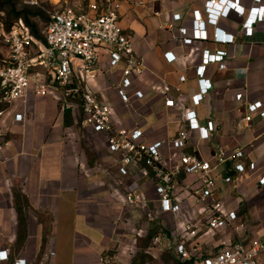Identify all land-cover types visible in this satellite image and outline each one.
I'll list each match as a JSON object with an SVG mask.
<instances>
[{"label": "crops", "instance_id": "obj_1", "mask_svg": "<svg viewBox=\"0 0 264 264\" xmlns=\"http://www.w3.org/2000/svg\"><path fill=\"white\" fill-rule=\"evenodd\" d=\"M144 1L143 6L126 2L121 8V25L144 58L145 71L134 81L144 96L127 105L108 89L114 122L140 126L148 141H169L186 125L184 113L188 109L196 110L202 124L213 120L216 128L211 138L201 140L198 132L192 131L183 151L170 149L171 163L178 162L181 152L209 159L218 145L245 148V161H256V170L238 173L232 167L233 182H222L217 193L237 210L245 239L263 235L264 185L260 186L258 179L264 174V121L255 116L249 126H243L242 119L246 103L264 97V21L257 22L253 35L247 36L241 29L243 17L233 13L220 19L217 26L233 34L234 43L215 42V26L207 24L209 39L186 45L178 27L171 30L167 24L174 13H180L182 19L176 26L192 31L195 10L206 20V0ZM241 3L249 8L253 0ZM204 49L226 50L228 56L223 69L219 63L207 66L205 77L213 86L195 107L191 96L198 92L196 68ZM167 51L176 55L173 62L166 60ZM102 64L106 67V57ZM120 69H112V73L118 75ZM181 75L186 76L185 81H180ZM94 85L108 88L103 74ZM166 85L170 86L168 92ZM237 93L243 94L242 101L235 99ZM169 97L175 100L173 106L166 105ZM19 112L24 114L21 121L15 120ZM76 117L70 111L66 120L56 91L37 97L34 85L25 98L11 102L0 115V132L7 136L0 144V250L7 249L11 260L22 257L27 264H130L148 233L151 220L147 209L127 204L125 193L144 191L154 208L158 205L154 187L148 181L137 183L119 175L102 136L82 130ZM96 151L98 160L92 157ZM226 171L225 165L224 173L230 175ZM180 178L190 182L195 176L180 174ZM155 219L163 227L165 221H172L169 216ZM173 227L165 228V233L170 231L166 233L170 236ZM222 236L205 238L213 248ZM163 244L173 251V238H165Z\"/></svg>", "mask_w": 264, "mask_h": 264}, {"label": "built area", "instance_id": "obj_2", "mask_svg": "<svg viewBox=\"0 0 264 264\" xmlns=\"http://www.w3.org/2000/svg\"><path fill=\"white\" fill-rule=\"evenodd\" d=\"M25 1L31 7L41 6V0ZM126 2L137 6L145 4L144 0H89L86 10L66 7L51 13L43 39L36 37L23 20L4 30L7 52L0 58V102L25 98L32 85L37 97L56 91L61 111H74L82 130L102 136L119 175L137 183L148 181L154 187L156 207L153 208L152 200L144 191L126 192L125 202L147 209L150 219L169 216L175 222L170 236L160 231L153 237L152 242L159 249H164V239L171 237L173 252L189 264H264V234L245 239L240 232L244 224L239 222L237 210L217 193L222 182H233V177L224 173L227 162H231L238 173L256 170V161H245V148L227 149L218 145L209 159L181 152L178 162L173 164L170 149L183 151L192 131H197L201 140L210 139L216 128L213 120L202 124L196 110L188 109L184 113L186 125L169 141H148L140 126H119L114 122L115 110L108 98V89L114 90L127 105L144 96L141 89L134 87L135 79L145 71L144 58L136 52L132 36L121 25V8ZM204 12L206 20L201 19L200 10L194 11L192 31L183 25L176 26L182 19L180 13L173 14L167 27L171 30L178 27L186 45L208 40L207 24L215 26V42L234 43L235 36L218 27V21L237 13L243 17L244 34L251 36L254 25L264 21V0H253L249 8L241 0H206ZM164 55L168 62L176 59L172 51ZM227 56L226 50H203L202 62L196 68L198 92L191 96L195 107L213 86L205 77L207 66L219 63L223 69ZM103 57H106V67L102 64ZM117 67H121L118 75L112 73ZM101 74L108 88L94 85ZM185 80L186 76L181 75L180 81ZM164 90L168 92L170 86L166 85ZM235 99L242 101L243 94L237 93ZM174 104L173 98H166L167 106ZM255 116L264 121V97L246 103L243 126H249ZM23 117L22 112L16 113L15 120L21 121ZM180 174L195 176V179L187 182ZM258 183L264 185V174ZM219 233L223 236L211 248L205 237ZM2 263L27 264V261L22 257L11 260L9 251L1 249Z\"/></svg>", "mask_w": 264, "mask_h": 264}, {"label": "rangeland", "instance_id": "obj_3", "mask_svg": "<svg viewBox=\"0 0 264 264\" xmlns=\"http://www.w3.org/2000/svg\"><path fill=\"white\" fill-rule=\"evenodd\" d=\"M89 0H41V6L30 7L25 0H0V57L6 54V47L3 43V31L8 24H13L20 19L30 21L38 31L39 36L44 37L48 19L51 13L64 9L66 7L75 8L77 11L87 7ZM8 106V102H0ZM4 109H0V112ZM1 115V114H0ZM1 139L4 136H0ZM89 143V142H87ZM97 152V153H96ZM92 157L98 160V151ZM114 162L113 160H111ZM175 222L165 221L164 228H170ZM170 231L167 230V234ZM171 234V233H170ZM134 260L130 264H179L174 252L167 248L159 249L152 241L144 240L140 244ZM129 264V263H128Z\"/></svg>", "mask_w": 264, "mask_h": 264}, {"label": "trees", "instance_id": "obj_4", "mask_svg": "<svg viewBox=\"0 0 264 264\" xmlns=\"http://www.w3.org/2000/svg\"><path fill=\"white\" fill-rule=\"evenodd\" d=\"M87 5H88V3H87ZM31 7V6H30ZM87 9V7L86 8H83V10H86ZM20 20H23V19H20ZM19 20V21H20ZM49 20V19H48ZM19 21H16V22H14L12 25L11 24H8L7 25V27H6V30H9L15 23H17V22H19ZM24 21V23L26 24V25H28L29 27H30V29H31V31H32V33L36 36V37H38V38H41V39H43L44 37H41V36H39V34H38V31L35 29V27L30 23V21H25V20H23ZM1 58V57H0ZM7 108V106L6 105H2V104H0V109H6ZM69 112H70V110H65L64 111V113H65V116H66V120H67V118H69ZM0 136H2V133L0 132ZM7 136H4V138H6ZM3 141V139H1V137H0V144H1V142ZM151 220V225H150V227H149V230H148V233H147V235H146V237H145V239L144 240H147V241H152V239H153V237L154 236H156L160 231H164V230H166L163 226H162V224L161 223H159L158 222V220L157 219H155V218H153V219H150ZM174 255L176 256V254L174 253ZM177 257V256H176ZM135 258V257H134ZM177 259H178V263L179 264H189V262H187V261H181L178 257H177Z\"/></svg>", "mask_w": 264, "mask_h": 264}, {"label": "water", "instance_id": "obj_5", "mask_svg": "<svg viewBox=\"0 0 264 264\" xmlns=\"http://www.w3.org/2000/svg\"><path fill=\"white\" fill-rule=\"evenodd\" d=\"M231 169H232V164H231V162H227L226 163V172H227V174H230L231 175Z\"/></svg>", "mask_w": 264, "mask_h": 264}]
</instances>
